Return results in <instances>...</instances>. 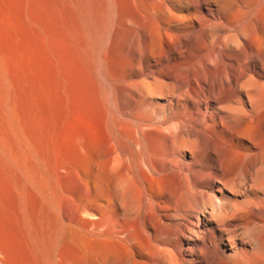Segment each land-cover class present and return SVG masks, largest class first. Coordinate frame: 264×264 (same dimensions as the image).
Here are the masks:
<instances>
[{"label": "bare ground", "instance_id": "6f19581e", "mask_svg": "<svg viewBox=\"0 0 264 264\" xmlns=\"http://www.w3.org/2000/svg\"><path fill=\"white\" fill-rule=\"evenodd\" d=\"M2 1L0 264H264V0Z\"/></svg>", "mask_w": 264, "mask_h": 264}, {"label": "rangeland", "instance_id": "374dc122", "mask_svg": "<svg viewBox=\"0 0 264 264\" xmlns=\"http://www.w3.org/2000/svg\"><path fill=\"white\" fill-rule=\"evenodd\" d=\"M4 2L5 1H2V0H0V5H3L4 7H5V4H4ZM2 6H0V14H1V18H0V28H1V26H2V28H3V31H2V28L0 29V48H1V53H0V63H2L3 62V60H5V58H3L4 57V55H3V53L5 52V50L4 49H6L9 45L11 46V48L12 49H14V36H15V34L18 32L19 33V35H20V37H21V47H20V49L21 50H23V53H22V51L20 50V53H22L20 56H22V59H24L23 61H22V65H21V69L20 68H17V67H15L14 66V64L13 63H10V65H9V71H10V74L12 75L11 77H12V79H13V81H14V79H15V81L13 82L14 84H13V87H14V95L16 96L15 98H16V100L15 101H17V102H15L14 101V99H13V109L14 110H17V108H16V105H17V107H18V104H16V103H18V101H19V99H21V98H23V97H26V96H32V94L34 93H32V85H31V79H32V67H31V64L33 65V63H31V62H33V60L34 59H31V58H33V57H31L30 55H29V52L30 51H32L31 50V47H30V42L28 43V41H29V38L27 37V36H31V34H30V32L28 31V29L27 28H25L24 30L22 29L23 27L22 26H18V25H15V23H14V21L11 23V25L9 26V28L7 27V24H5V10H4V12H3V9H5L4 7L3 8H1ZM4 16V17H3ZM3 17V18H2ZM4 20V21H3ZM6 27V28H5ZM12 28V30H11V28ZM16 27L17 28H19V30L16 32ZM20 30H22V31H24V32H26V33H22ZM27 30V31H26ZM4 33V34H3ZM10 33H12L11 34V36H10ZM21 33V34H20ZM29 33V34H28ZM25 34H28V35H25ZM3 35H4V37L6 38H3ZM7 35H8V37H7ZM26 36V37H25ZM12 37V38H11ZM7 38H8V40H7ZM5 39V40H4ZM12 39V40H11ZM11 40V41H10ZM23 40H26V41H23ZM7 41V42H6ZM8 41H10L9 43H8ZM4 42V43H3ZM12 42V43H11ZM8 43V46H6V44ZM23 43V44H22ZM4 44V45H3ZM12 44V45H11ZM24 45V46H23ZM26 45V46H25ZM25 47H27L26 49H25ZM4 50V51H3ZM27 50H30L29 52L27 51ZM29 56L28 57V61H27V63L25 64V58H24V56ZM25 61V62H24ZM24 65H26V66H24ZM23 66H24V69H23ZM12 68V70H10ZM29 68V69H28ZM21 70V71H20ZM28 70V71H27ZM24 71H26L25 73H24ZM22 72V73H21ZM27 72H28V74H27ZM17 74H18V76H17ZM26 75V76H25ZM19 77V78H18ZM27 77V78H26ZM24 78V79H23ZM30 80H29V79ZM17 79H20V80H18L17 81ZM26 79V80H25ZM21 80H24V81H22V82H20ZM16 82V83H15ZM19 83V84H18ZM28 83V84H27ZM25 87V88H27V89H25L22 85ZM25 84V85H24ZM18 85V86H17ZM17 87H18V89H19V91H17ZM22 87V88H21ZM23 88L25 89V90H23ZM29 88V89H28ZM22 89V90H21ZM31 89V90H30ZM26 91V92H25ZM25 92V93H24ZM17 94V95H16ZM19 95V96H18ZM0 102H1V97H0ZM0 106H2V103L0 104ZM1 109H0V121H2V122H0L1 123V126L2 127H6V126H4V125H7V122H6V120H5V118H4V112H2L3 111V109H2V107H0ZM18 111V110H17ZM3 116V117H2ZM2 117V118H1ZM4 118V119H3ZM6 122V123H5ZM71 122V123H70ZM70 122H68L67 124H66V126L64 127V130H63V133H62V136H65L64 138H62L63 140L61 141V149H62V151H64L63 153H64V155L70 160V161H78V159H80V157H79V155L81 154V152H80V148H79V145H80V143L82 142V140L81 139H84V136H86V134H87V125H86V123H84L82 120H80V119H73V120H71ZM81 125V126H80ZM76 126V127H75ZM80 126V127H79ZM83 126V127H82ZM2 127H0V129L3 131L5 128H2ZM67 128V129H66ZM84 128V129H83ZM67 130V131H66ZM71 130V131H70ZM0 132L1 134H0V136L2 135V133L3 132ZM68 131H70V132H68ZM76 131H78V133H76ZM67 132V133H66ZM82 132V133H81ZM84 132H85V134H84ZM65 133V135H63ZM67 135V136H66ZM79 135H81V136H79ZM76 136H78V137H76ZM74 137V138H73ZM76 138V139H75ZM66 139H67V141H66ZM72 139H73V141H72ZM68 140H70V141H68ZM80 140V141H79ZM68 144H67V143ZM70 142H71V144H70ZM73 142V143H72ZM63 144V145H62ZM68 145V146H67ZM71 145V146H70ZM72 145H74L75 146V148H73V146ZM68 147V149H71V150H68L67 148H64V147ZM77 146H78V148H77ZM71 147V148H70ZM64 149V150H63ZM79 149V151H77ZM68 150V151H67ZM79 152L78 154H77V152ZM70 151H71V153H70ZM68 154H70V156L71 155H75V157H73V156H71V157H68L67 155ZM77 154V155H76ZM81 156V155H80ZM73 157V158H72ZM2 163V161L0 162V164ZM1 165H3V167H2V169H0V174H2L1 176H2V181H1V176H0V182H2V184H3V181H5L6 179L4 178V176L7 178V176L6 175H8V176H10L9 175V173L10 172H8V170H7V168L5 167V169H3L4 168V164L2 163ZM0 167V168H1ZM7 171V173H5ZM4 174V175H3ZM9 179V180H8ZM12 178H11V176H10V178L8 177L7 178V180L5 181V182H7V183H5L4 182V184H6V185H4L6 188H8V189H10V186H11V180ZM10 182V184H8L9 182ZM9 185V186H8Z\"/></svg>", "mask_w": 264, "mask_h": 264}]
</instances>
